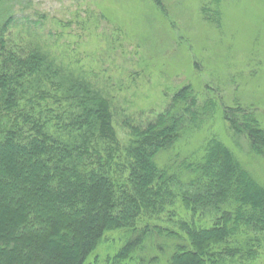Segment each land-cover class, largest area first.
Returning <instances> with one entry per match:
<instances>
[{
  "label": "trees",
  "instance_id": "trees-1",
  "mask_svg": "<svg viewBox=\"0 0 264 264\" xmlns=\"http://www.w3.org/2000/svg\"><path fill=\"white\" fill-rule=\"evenodd\" d=\"M220 3L201 4L214 25ZM6 15L0 11V264H89L103 234L118 228L134 237L117 259L138 256L151 231L174 244L168 264L256 256L249 246L260 239L250 233L264 240V186L214 135L200 152L177 149L211 117L212 100L200 104L183 85L161 111L125 118L122 145L109 98L39 45L11 44ZM223 119L231 138L245 137L264 160L255 110L226 107ZM178 203L191 220L178 217ZM165 211L182 231L150 223ZM192 216L210 225L196 226ZM142 217L148 220L138 228Z\"/></svg>",
  "mask_w": 264,
  "mask_h": 264
},
{
  "label": "rangeland",
  "instance_id": "rangeland-1",
  "mask_svg": "<svg viewBox=\"0 0 264 264\" xmlns=\"http://www.w3.org/2000/svg\"><path fill=\"white\" fill-rule=\"evenodd\" d=\"M204 1L2 0L0 11L7 12L2 22L8 20L5 34L11 44L39 45L64 70L89 80L109 98L122 145L128 140L125 118L146 119L149 111H161L177 89L189 84L200 104L210 99L214 107L201 129L177 149L200 152L199 146L214 135L264 186V160L249 152L245 137L231 138L223 119L224 108L248 106L264 128V0H221L220 25L202 15ZM179 205L173 206L178 217L191 220ZM150 219L170 231L181 230L166 211ZM192 219L196 226L210 225L198 216ZM147 220H137V227ZM250 235L260 239L249 246L257 250L255 257L222 255L215 264H264L263 235ZM131 237L126 228L106 231L86 262L168 264L174 244L152 231L138 256L117 259Z\"/></svg>",
  "mask_w": 264,
  "mask_h": 264
}]
</instances>
